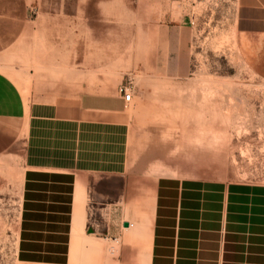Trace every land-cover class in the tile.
<instances>
[{
  "label": "crops",
  "instance_id": "0c3cea01",
  "mask_svg": "<svg viewBox=\"0 0 264 264\" xmlns=\"http://www.w3.org/2000/svg\"><path fill=\"white\" fill-rule=\"evenodd\" d=\"M6 1L0 0V57L9 55L15 71L18 62L30 69L21 82L27 104L18 261L264 264V184L194 177V158L185 157L197 134L190 120V130L180 128L185 140L171 133L172 142L160 141L161 116L151 113L156 106L145 105L161 89L143 87L142 81L132 93V111L131 101L118 93L130 70V15L154 16L143 44L148 51L133 62L142 76L157 79L158 64L167 60L161 57L165 45L157 35V14L190 1L64 3L42 7L34 23L28 9ZM243 8L260 18L251 15L242 24L240 14V53L264 69V10ZM166 46L175 48L176 62L187 42L176 38ZM22 48H35L36 54ZM256 48V55L249 52ZM9 80L0 99V128L8 132L16 124L18 95L24 101L18 78ZM148 117L152 126L140 120ZM2 140L7 138L0 134ZM162 163L169 172H162Z\"/></svg>",
  "mask_w": 264,
  "mask_h": 264
},
{
  "label": "rangeland",
  "instance_id": "374dc122",
  "mask_svg": "<svg viewBox=\"0 0 264 264\" xmlns=\"http://www.w3.org/2000/svg\"><path fill=\"white\" fill-rule=\"evenodd\" d=\"M188 1L190 3L184 9L174 4L167 9L168 13L157 14V35L164 39L165 45L161 57L167 59L158 64L157 79L142 76L137 70V63L133 62L139 54L148 51L143 44L149 25L154 23V16L139 15L136 18L130 15L131 62L126 83L131 82L132 93L141 87L144 80L143 87L161 89V94L147 96L149 100L145 105L152 109L156 106V111L151 113L161 116L158 122L161 126L157 128L158 140L172 142L169 140L173 138L171 133L176 140L184 139L185 132L181 133L180 128L190 130L187 125L190 120L193 133L197 134H194V150L185 157L194 158L189 168L194 177L235 178L264 184V69L259 63L256 64L259 68L248 63L246 56L249 55L243 50L240 53L238 32L240 14L242 24L245 17L253 16V12H245L243 7L255 5L263 11L264 0H186V3ZM6 2L10 5L11 0ZM12 2L28 9V18L34 23L42 7H56L64 3L72 6L86 3V0ZM253 18L257 20L260 17L255 15ZM176 38L186 41L187 47L184 55L179 57L180 61L175 62V48L166 45ZM33 51L22 48L24 54H36L35 48ZM249 52L256 55L259 51L256 48ZM10 58L6 54L0 57V72L3 74H0V99L3 88L9 87V78L15 80L17 77L24 101L22 103L18 95L15 127L10 132L0 128V134L7 138V141H0V264H21L16 255V233L21 206L23 106L27 104L26 87L21 82L25 83L30 77V69L18 62L15 71V64ZM133 104L132 98L128 111H132ZM140 120L144 125L152 126L154 122L149 117ZM142 128L139 123L138 129ZM205 161L209 163L202 165L201 162ZM176 162L177 168L182 165ZM161 166L163 173L169 172L163 163Z\"/></svg>",
  "mask_w": 264,
  "mask_h": 264
},
{
  "label": "built area",
  "instance_id": "2783aa9c",
  "mask_svg": "<svg viewBox=\"0 0 264 264\" xmlns=\"http://www.w3.org/2000/svg\"><path fill=\"white\" fill-rule=\"evenodd\" d=\"M118 93L121 94V96L123 97V100L126 103H129L131 101V98H132L131 82H128L126 84L121 85L118 88Z\"/></svg>",
  "mask_w": 264,
  "mask_h": 264
}]
</instances>
